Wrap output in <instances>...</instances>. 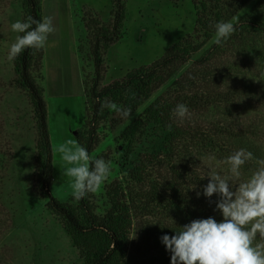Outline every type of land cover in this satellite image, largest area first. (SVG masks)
Listing matches in <instances>:
<instances>
[{
  "label": "rangeland",
  "instance_id": "1",
  "mask_svg": "<svg viewBox=\"0 0 264 264\" xmlns=\"http://www.w3.org/2000/svg\"><path fill=\"white\" fill-rule=\"evenodd\" d=\"M228 1L124 0L122 38L103 49L100 88L151 66L179 41L202 46L189 61L176 66V74L146 104L132 112L130 122L109 110L98 123V145L91 155L111 160L113 170L102 188L91 194V203L103 217L111 207L114 188L128 196L133 225L125 264H171V253L161 237L175 235L179 227L195 219L181 208L170 207V192L160 189L159 199L151 193L156 183L165 185L173 179L165 161L146 170L143 184L132 179L131 169L159 146V132L146 126L133 143L123 133L158 97L209 100L212 96L206 109L190 110L191 120L182 123L204 133L206 140L201 136L191 140L182 157L184 168H189L183 181L190 184L187 195L193 206L205 207L212 217L222 216L216 208L219 196L205 197L203 186L209 182L210 168L230 174L223 161L232 151L244 148L254 156L242 167L238 182L251 176L257 160H264V33L235 31L223 46L216 47L211 43L213 36L207 39L197 23L202 3L211 7L207 13L212 17L218 10L224 13ZM260 3L264 9V0H251L236 15L239 23ZM42 7L43 16L53 18L56 30L48 36L41 70L34 69L32 74L44 90L53 150L67 139L87 138L94 105L90 95L95 72L93 29L96 24L112 27L115 4L114 0H45ZM26 16L22 0H0V264H86L64 220L48 208V199L36 189L37 119L28 93L17 85L14 60L8 59L17 35L11 25L25 21ZM62 166L60 155L53 152L51 195L78 208L69 179L62 177Z\"/></svg>",
  "mask_w": 264,
  "mask_h": 264
},
{
  "label": "trees",
  "instance_id": "2",
  "mask_svg": "<svg viewBox=\"0 0 264 264\" xmlns=\"http://www.w3.org/2000/svg\"><path fill=\"white\" fill-rule=\"evenodd\" d=\"M45 0H22L26 9V19L29 15L37 20L43 16L42 4ZM220 1V0H216ZM251 0H229L228 9L212 14L206 3H202L201 11H198L197 23L205 29L207 39L213 36L214 24L221 20L228 21L236 16ZM114 22L112 27H104L96 24L94 30L93 61L94 78L90 89V95L94 99L93 114L88 129L87 138L82 140L77 137L81 146L85 147L89 154L98 145V123L104 119L109 109L100 110L101 103L105 100L115 102L123 107H131L132 112H137L149 101L154 92L160 89L176 74L178 64L187 62L201 49V44H194L189 40L179 41L167 51L166 55L149 67L142 66L130 71L121 81H115L103 88L100 84L103 80V49L117 43L122 38V29L126 19V5L124 0H114ZM214 17V18H213ZM258 31L264 33V9L263 3L258 4L252 12L236 27V32ZM217 47V45H216ZM45 58V48L39 51L26 49L14 59L18 72L17 85L25 90L34 106L38 127V158L36 171V189L40 197L47 198V206L60 216L79 248L86 264H125L127 249L130 242V234L133 225L132 206L127 201L128 196L120 188H114L111 194V207L109 211L100 217L95 213L91 203V194L78 201V208L62 203L51 195L50 186L53 179V150L48 126V110L44 99V90L37 83L32 70H41ZM209 87L208 84H206ZM212 89V88H211ZM211 89H209L211 91ZM135 93L133 98L132 94ZM216 93V92H214ZM210 96L209 94H207ZM203 96V94H202ZM209 100H198L196 97L178 96L176 100H168L158 97L144 110L143 114L133 120L124 130V138L133 143L141 130L146 126L155 127L160 144L156 148L141 157L133 169L132 179L138 184H143L146 179V170L154 164L164 161L170 167L173 179L163 187L156 183L152 187V194L159 199L160 189L163 193L170 192L173 198L169 201L170 207L181 208L186 214L195 219L212 217L205 207L193 206L190 195L187 192L190 184L184 183L188 177V167L184 168L185 158L182 159L188 144L193 139L203 134L191 131L187 127L175 121L172 117V109L178 103H184L189 110H202L207 108ZM217 98V95L216 97ZM171 124L169 130L168 125ZM231 152V151H228ZM234 152V151H232ZM187 157V156H186ZM183 166V168H179ZM196 185V184H194ZM189 187V188H188ZM161 199V198H160ZM218 222L222 216H214Z\"/></svg>",
  "mask_w": 264,
  "mask_h": 264
},
{
  "label": "clouds",
  "instance_id": "3",
  "mask_svg": "<svg viewBox=\"0 0 264 264\" xmlns=\"http://www.w3.org/2000/svg\"><path fill=\"white\" fill-rule=\"evenodd\" d=\"M238 23L239 16L235 15L228 21L216 22L211 43L223 46L235 33ZM11 29L17 35L9 49V60H14L26 49H44L48 36L56 30L51 16L37 20L31 15L25 21L12 23ZM132 96L134 98L135 93ZM105 108L131 121V107L105 100L100 110ZM172 117L183 123L191 120L192 113L186 104L178 103L172 109ZM168 128L171 129V124ZM53 152L63 161L61 174L69 179L71 195L76 201L97 193L112 175L111 160L90 155L75 139L54 146ZM253 159L251 151L241 148L223 161L229 166V175L210 168L203 195L208 198L213 194L219 196L216 208L223 219L219 222L213 217L194 219L179 227L175 235H163L161 242L171 253V264H264V160H257L258 167L251 176L238 182L242 167ZM197 196H200L199 192Z\"/></svg>",
  "mask_w": 264,
  "mask_h": 264
}]
</instances>
